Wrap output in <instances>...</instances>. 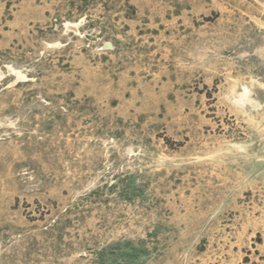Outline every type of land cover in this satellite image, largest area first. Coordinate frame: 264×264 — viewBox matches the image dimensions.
I'll return each mask as SVG.
<instances>
[{
    "label": "rangeland",
    "instance_id": "374dc122",
    "mask_svg": "<svg viewBox=\"0 0 264 264\" xmlns=\"http://www.w3.org/2000/svg\"><path fill=\"white\" fill-rule=\"evenodd\" d=\"M0 264H264V0H0Z\"/></svg>",
    "mask_w": 264,
    "mask_h": 264
}]
</instances>
